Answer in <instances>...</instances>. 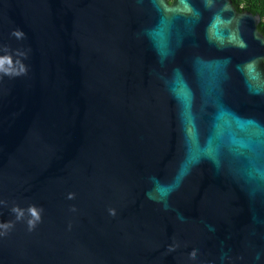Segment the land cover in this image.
Wrapping results in <instances>:
<instances>
[{"label": "water", "instance_id": "95a60500", "mask_svg": "<svg viewBox=\"0 0 264 264\" xmlns=\"http://www.w3.org/2000/svg\"><path fill=\"white\" fill-rule=\"evenodd\" d=\"M258 21L0 0V264H264Z\"/></svg>", "mask_w": 264, "mask_h": 264}, {"label": "trees", "instance_id": "16d2710c", "mask_svg": "<svg viewBox=\"0 0 264 264\" xmlns=\"http://www.w3.org/2000/svg\"><path fill=\"white\" fill-rule=\"evenodd\" d=\"M231 3L236 11H247L259 17L256 29L264 37V0H231Z\"/></svg>", "mask_w": 264, "mask_h": 264}, {"label": "snow or ice", "instance_id": "6c2138e0", "mask_svg": "<svg viewBox=\"0 0 264 264\" xmlns=\"http://www.w3.org/2000/svg\"><path fill=\"white\" fill-rule=\"evenodd\" d=\"M33 214H35V213H33Z\"/></svg>", "mask_w": 264, "mask_h": 264}]
</instances>
